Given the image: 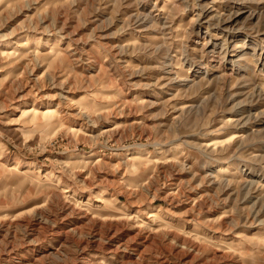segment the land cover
<instances>
[{"label":"rangeland","instance_id":"rangeland-1","mask_svg":"<svg viewBox=\"0 0 264 264\" xmlns=\"http://www.w3.org/2000/svg\"><path fill=\"white\" fill-rule=\"evenodd\" d=\"M0 51V264H264V0H0Z\"/></svg>","mask_w":264,"mask_h":264},{"label":"bare ground","instance_id":"bare-ground-1","mask_svg":"<svg viewBox=\"0 0 264 264\" xmlns=\"http://www.w3.org/2000/svg\"><path fill=\"white\" fill-rule=\"evenodd\" d=\"M19 47H21V50L22 51H27L28 53H30V56H36V58H44V59H51L52 58V56L54 55V54H52V55H50V54H43L42 52H41V49H40V47H32V46H29V45H27V43L26 44H20V45H18ZM52 48H54V47H56V48H54V51H55V56L56 57H59V55H60V49L59 48H57V46H51ZM0 53H2L1 51H0ZM263 61V60H262ZM257 89V88H256ZM258 90V89H257ZM260 95V94H259ZM36 113H38V112H36ZM34 116H35V114H34ZM110 130V128H107L105 131H109ZM133 153V152H132ZM136 153H139V152H137L136 151ZM142 154V153H141ZM140 158H142V155H135L134 157H129L128 158V160H127V163H128V165L130 166V165H132L133 164V162L134 161H136V160H140ZM144 158V160H146L147 159V157H143ZM76 160H78V159H76ZM81 160V159H80ZM140 161H142V160H140ZM169 161V160H168ZM153 162H155V164H156V167H159V166H161V164L160 163H158L157 162V160H154ZM169 162H171V161H169ZM164 166V165H163ZM103 194V193H102ZM102 195H99V196H97L96 197V201H103V198L101 197ZM166 199V198H165ZM90 201V200H89ZM87 202L86 203V205H90V202ZM107 202H112V200L110 199V200H107ZM93 204V203H92ZM94 206V205H93ZM115 206H118V205H115ZM37 207V206H36ZM105 208L107 209V211H104V212H101V215H102V221L101 222H103V223H105L104 225H109V228L110 229H119V228H121V227H123L124 226V224H125V222L127 221V220H130V219H132L133 218V216H130V214H128V213H126V212H122L121 210H123L122 209V207L120 206V207H116V209L115 208H111V207H106L105 206ZM121 211V212H120ZM120 212V213H119ZM96 215V214H95ZM94 216V215H93ZM96 217V216H95ZM98 218V217H97ZM101 218V217H100ZM99 218V219H100ZM94 222V221H93ZM163 225V224H162ZM74 232H78L79 230L77 229V226H76V228L73 230ZM162 232V231H161ZM110 234H112V233H110Z\"/></svg>","mask_w":264,"mask_h":264}]
</instances>
